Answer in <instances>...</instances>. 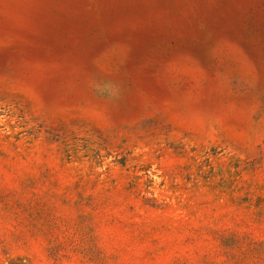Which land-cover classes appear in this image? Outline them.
I'll return each instance as SVG.
<instances>
[{
    "label": "rangeland",
    "instance_id": "rangeland-1",
    "mask_svg": "<svg viewBox=\"0 0 264 264\" xmlns=\"http://www.w3.org/2000/svg\"><path fill=\"white\" fill-rule=\"evenodd\" d=\"M0 264H264V0H0Z\"/></svg>",
    "mask_w": 264,
    "mask_h": 264
}]
</instances>
